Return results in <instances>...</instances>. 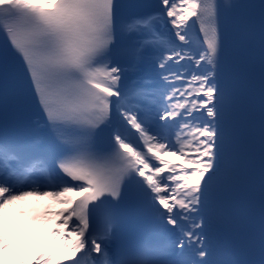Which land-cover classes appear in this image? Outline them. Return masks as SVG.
<instances>
[{
	"label": "snow or ice",
	"instance_id": "obj_1",
	"mask_svg": "<svg viewBox=\"0 0 264 264\" xmlns=\"http://www.w3.org/2000/svg\"><path fill=\"white\" fill-rule=\"evenodd\" d=\"M29 196L70 254L0 231V264H264V0H0V210Z\"/></svg>",
	"mask_w": 264,
	"mask_h": 264
},
{
	"label": "rangeland",
	"instance_id": "obj_2",
	"mask_svg": "<svg viewBox=\"0 0 264 264\" xmlns=\"http://www.w3.org/2000/svg\"><path fill=\"white\" fill-rule=\"evenodd\" d=\"M51 203H58V199L29 196L7 205L0 210V231H6L9 237L18 238L22 245L35 248V240L48 233L52 225L47 215V206ZM62 240L60 238V244Z\"/></svg>",
	"mask_w": 264,
	"mask_h": 264
},
{
	"label": "bare ground",
	"instance_id": "obj_3",
	"mask_svg": "<svg viewBox=\"0 0 264 264\" xmlns=\"http://www.w3.org/2000/svg\"><path fill=\"white\" fill-rule=\"evenodd\" d=\"M43 2V1H42ZM168 159L172 160L175 163H180V158L178 156H173L169 154L167 157ZM74 200L78 199L79 194L78 193H70L69 194ZM48 207V216L52 220V225L48 231V233L44 234L42 237L37 238L35 240V248L40 247L42 245H52L53 250L62 252L65 254H70L69 250L63 249L60 244V238H63V236L71 230V224L65 228L60 221L62 220V217L58 215L59 212H61L64 209H67L69 207L68 204L62 203L60 200H58V203H51ZM59 230L60 235L57 236L55 234V230ZM67 243H71V241H67Z\"/></svg>",
	"mask_w": 264,
	"mask_h": 264
}]
</instances>
